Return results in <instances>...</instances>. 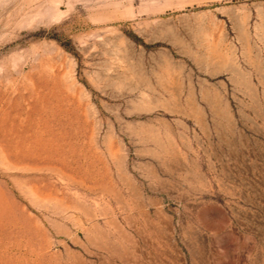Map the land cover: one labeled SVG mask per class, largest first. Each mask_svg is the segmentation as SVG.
<instances>
[{
  "label": "rangeland",
  "instance_id": "374dc122",
  "mask_svg": "<svg viewBox=\"0 0 264 264\" xmlns=\"http://www.w3.org/2000/svg\"><path fill=\"white\" fill-rule=\"evenodd\" d=\"M0 264H264V0H0Z\"/></svg>",
  "mask_w": 264,
  "mask_h": 264
}]
</instances>
